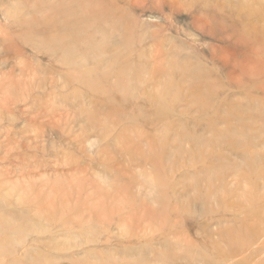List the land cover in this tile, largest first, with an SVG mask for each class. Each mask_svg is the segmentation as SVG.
<instances>
[{
  "label": "rangeland",
  "instance_id": "obj_1",
  "mask_svg": "<svg viewBox=\"0 0 264 264\" xmlns=\"http://www.w3.org/2000/svg\"><path fill=\"white\" fill-rule=\"evenodd\" d=\"M6 235L0 264H264V0H0Z\"/></svg>",
  "mask_w": 264,
  "mask_h": 264
},
{
  "label": "bare ground",
  "instance_id": "obj_2",
  "mask_svg": "<svg viewBox=\"0 0 264 264\" xmlns=\"http://www.w3.org/2000/svg\"><path fill=\"white\" fill-rule=\"evenodd\" d=\"M160 94V93H159ZM160 96H161V94H160ZM11 222V221H10ZM3 224V223H2ZM19 225L20 224H18V225H12V224H10L9 222H7V223H4L3 224V226L4 227H6V228H9V229H19V228H17V227H19ZM21 226V225H20ZM8 240V238H7V235L6 236H4V237H1L0 238V246H1V243L3 244L4 242H6Z\"/></svg>",
  "mask_w": 264,
  "mask_h": 264
}]
</instances>
